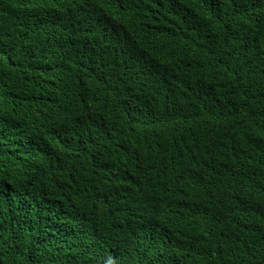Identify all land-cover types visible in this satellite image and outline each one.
Masks as SVG:
<instances>
[{"label":"trees","instance_id":"16d2710c","mask_svg":"<svg viewBox=\"0 0 264 264\" xmlns=\"http://www.w3.org/2000/svg\"><path fill=\"white\" fill-rule=\"evenodd\" d=\"M0 264H264V0H0Z\"/></svg>","mask_w":264,"mask_h":264}]
</instances>
